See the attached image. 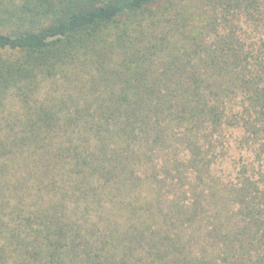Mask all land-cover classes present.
<instances>
[{
	"label": "trees",
	"instance_id": "16d2710c",
	"mask_svg": "<svg viewBox=\"0 0 264 264\" xmlns=\"http://www.w3.org/2000/svg\"><path fill=\"white\" fill-rule=\"evenodd\" d=\"M0 264H264V0H0Z\"/></svg>",
	"mask_w": 264,
	"mask_h": 264
},
{
	"label": "rangeland",
	"instance_id": "374dc122",
	"mask_svg": "<svg viewBox=\"0 0 264 264\" xmlns=\"http://www.w3.org/2000/svg\"><path fill=\"white\" fill-rule=\"evenodd\" d=\"M8 107H9V109H18V105L14 101H11L8 104Z\"/></svg>",
	"mask_w": 264,
	"mask_h": 264
}]
</instances>
